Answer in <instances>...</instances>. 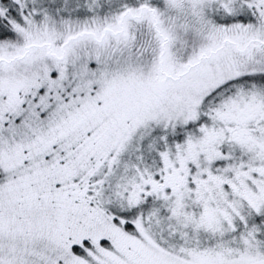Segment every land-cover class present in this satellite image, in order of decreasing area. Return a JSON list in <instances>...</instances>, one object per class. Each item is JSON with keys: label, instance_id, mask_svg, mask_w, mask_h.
<instances>
[{"label": "snow or ice", "instance_id": "obj_1", "mask_svg": "<svg viewBox=\"0 0 264 264\" xmlns=\"http://www.w3.org/2000/svg\"><path fill=\"white\" fill-rule=\"evenodd\" d=\"M0 264H264V0H0Z\"/></svg>", "mask_w": 264, "mask_h": 264}]
</instances>
